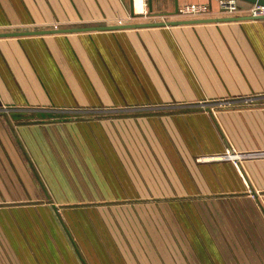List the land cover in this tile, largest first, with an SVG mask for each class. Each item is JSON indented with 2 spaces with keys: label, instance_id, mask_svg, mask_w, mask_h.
I'll return each mask as SVG.
<instances>
[{
  "label": "crops",
  "instance_id": "crops-1",
  "mask_svg": "<svg viewBox=\"0 0 264 264\" xmlns=\"http://www.w3.org/2000/svg\"><path fill=\"white\" fill-rule=\"evenodd\" d=\"M239 4L0 0V32ZM0 105L1 260L264 264V155L224 156L264 151V18L0 37Z\"/></svg>",
  "mask_w": 264,
  "mask_h": 264
},
{
  "label": "water",
  "instance_id": "water-1",
  "mask_svg": "<svg viewBox=\"0 0 264 264\" xmlns=\"http://www.w3.org/2000/svg\"><path fill=\"white\" fill-rule=\"evenodd\" d=\"M251 3H257L264 5V0H246ZM179 10H177L178 12ZM135 14V11L132 13ZM264 18V15H224L216 17H193L182 19H166L161 21H137L117 24L106 25H94V26H73V27H49L40 29H27V30H13L0 32V37L4 36H16V35H30V34H52L60 32H74L80 30H103V29H115V28H128V27H143V26H156V25H174L180 23H199V22H217V21H229V20H241V19H258Z\"/></svg>",
  "mask_w": 264,
  "mask_h": 264
},
{
  "label": "built area",
  "instance_id": "built-area-1",
  "mask_svg": "<svg viewBox=\"0 0 264 264\" xmlns=\"http://www.w3.org/2000/svg\"><path fill=\"white\" fill-rule=\"evenodd\" d=\"M221 11L227 12L228 14H237L240 12V0H218ZM209 10L207 7L201 6L200 4H185L179 8V13L186 15H199L207 12ZM142 12L148 13L147 8ZM248 14L250 15H264V5L251 3L247 9ZM121 22V20L119 21ZM54 27H59L58 25H54ZM234 150V149H233ZM258 155H264V151H231V149H227L224 156L240 159L241 157H255ZM202 159V157H200Z\"/></svg>",
  "mask_w": 264,
  "mask_h": 264
},
{
  "label": "rangeland",
  "instance_id": "rangeland-1",
  "mask_svg": "<svg viewBox=\"0 0 264 264\" xmlns=\"http://www.w3.org/2000/svg\"><path fill=\"white\" fill-rule=\"evenodd\" d=\"M193 4V3H191ZM145 10V8H144ZM208 11V10H207ZM149 12V11H148ZM54 26V25H53ZM11 31V29H10ZM0 106H3V105H0ZM1 108V107H0ZM6 110L7 107L6 106H3L2 107V110ZM73 113V112H72ZM71 112L69 111H65L63 112V114H56L54 112H50V114H48L47 112L43 115L45 117H60V119H66L68 120L69 117H72L74 114H72ZM26 116L24 117H27V118H32L31 116H28L29 114H25ZM77 116L79 115V113L76 114ZM79 117V116H78ZM37 118H40L37 117ZM200 159V157H199ZM35 165H37V163H35ZM34 165V167L36 168V166ZM33 172L34 173H37V174H40L39 170L36 168V169H33ZM31 172V173H33ZM41 181L42 183H44V180L43 178L41 177ZM39 192L42 193V188L40 187L39 189ZM21 205L22 203H11L9 205ZM24 204H27V205H30L31 207V212L29 213L30 214V217H31V225H37L38 223H36L37 221H40L42 225H48V226H55V225H58V221L60 222V218L57 216V215H54V216H50L49 213H43L41 214V212H39L40 209H42L41 207L37 206V205H40V203H37V202H28V203H24ZM101 204H106V203H101ZM112 204V203H111ZM116 204V203H114ZM8 207V204L4 203V204H0V211H3V210H6L5 208ZM43 207V206H42ZM47 207L48 209L50 210V207L49 205L47 204ZM44 209V208H43ZM18 213L17 211H15V214ZM35 213V214H34ZM61 213H63V211H61ZM56 214V213H55ZM29 217V218H30ZM27 218V219H29ZM4 221H7V224L9 225H12V226H20L21 224V219L20 218H17V217H14V218H4V219H0V222H4ZM4 251V250H3ZM8 251L10 252V250L8 249ZM5 252V251H4ZM4 263H10L9 260H1V254H0V264H4ZM15 263V260L12 261V264Z\"/></svg>",
  "mask_w": 264,
  "mask_h": 264
},
{
  "label": "bare ground",
  "instance_id": "bare-ground-1",
  "mask_svg": "<svg viewBox=\"0 0 264 264\" xmlns=\"http://www.w3.org/2000/svg\"><path fill=\"white\" fill-rule=\"evenodd\" d=\"M181 15H185V16H188V15H186V14H182V13H180ZM57 28V27H56Z\"/></svg>",
  "mask_w": 264,
  "mask_h": 264
}]
</instances>
